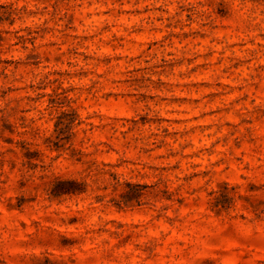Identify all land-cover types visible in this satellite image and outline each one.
Instances as JSON below:
<instances>
[{
  "label": "clouds",
  "instance_id": "clouds-1",
  "mask_svg": "<svg viewBox=\"0 0 264 264\" xmlns=\"http://www.w3.org/2000/svg\"><path fill=\"white\" fill-rule=\"evenodd\" d=\"M0 264H264V0H0Z\"/></svg>",
  "mask_w": 264,
  "mask_h": 264
}]
</instances>
